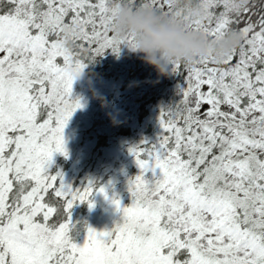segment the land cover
Here are the masks:
<instances>
[{
	"label": "snow or ice",
	"instance_id": "6c2138e0",
	"mask_svg": "<svg viewBox=\"0 0 264 264\" xmlns=\"http://www.w3.org/2000/svg\"><path fill=\"white\" fill-rule=\"evenodd\" d=\"M195 3L202 15L188 30L213 42L236 33L239 46L219 61L171 65L184 86L160 110L157 143L129 150L139 169L130 206L113 198L121 222L87 227L78 245L73 207L108 196L49 172L56 154L67 157L64 130L82 108L73 84L97 57L131 45L113 30L121 7L165 17L183 9L169 0H0V264H264V0L258 10L255 0Z\"/></svg>",
	"mask_w": 264,
	"mask_h": 264
},
{
	"label": "trees",
	"instance_id": "16d2710c",
	"mask_svg": "<svg viewBox=\"0 0 264 264\" xmlns=\"http://www.w3.org/2000/svg\"><path fill=\"white\" fill-rule=\"evenodd\" d=\"M255 2L258 10L261 0ZM222 10L215 9L216 12ZM127 50L122 46L118 56L107 51L90 62L77 79L87 87L91 84V89L100 84H111L115 90L99 95L88 93L80 102L82 108L73 114L71 120L79 119L81 114L82 119L73 129L64 130L67 157L56 154L49 167L50 174H63L65 183L73 189L82 188L91 181L97 188L106 190L108 199L103 196L99 200L100 194L91 198L93 208L87 204L73 207L69 235L78 245L84 243L87 227L98 232L107 231L121 222L119 215L103 211L107 205L104 206L102 201L111 204V209L115 208L111 202L113 198L130 206L131 196L124 186L139 174V169L129 150L142 141L157 143L161 133L160 110L177 103L178 93L184 86L183 78L172 75L170 70L168 76H158L138 57L131 61V53ZM80 55L86 58L88 52L82 51ZM58 60L62 62L61 58ZM204 90H207L206 86ZM205 106H202V112L208 109ZM100 217L102 221H98Z\"/></svg>",
	"mask_w": 264,
	"mask_h": 264
},
{
	"label": "clouds",
	"instance_id": "9594fccd",
	"mask_svg": "<svg viewBox=\"0 0 264 264\" xmlns=\"http://www.w3.org/2000/svg\"><path fill=\"white\" fill-rule=\"evenodd\" d=\"M169 3L182 8L183 14L165 17L150 9L121 7L113 22L116 36L131 40V45L126 46L129 52L153 68L158 76H168L171 65L177 62L191 65L201 58L219 61L239 46L241 36L236 33L213 42L188 30L189 21L202 15L195 0H169Z\"/></svg>",
	"mask_w": 264,
	"mask_h": 264
},
{
	"label": "rangeland",
	"instance_id": "374dc122",
	"mask_svg": "<svg viewBox=\"0 0 264 264\" xmlns=\"http://www.w3.org/2000/svg\"><path fill=\"white\" fill-rule=\"evenodd\" d=\"M129 52V50H127ZM130 60H134V58H136L137 56L131 54L130 56ZM89 87H87V85H85V83H81V81L76 80L73 84L72 87V99L73 100H79L80 102H83V100L85 99V97L87 96L88 93H90L91 95H97L98 93L102 92L103 94L107 93L110 89L115 90V87L111 84L109 85H104V84H100L97 88L91 89V84H88ZM110 87V88H109ZM117 89V88H116ZM118 90V89H117ZM99 95V94H98ZM206 108H209L208 105L205 106ZM223 110L227 111L228 109L226 107L223 108ZM80 119H82V114L79 115V119H74V120H70L67 127H66V131H69L71 129H73L75 126H77L79 124ZM55 157V156H54ZM53 157V158H54ZM147 178L148 179H152V174L148 173L147 174ZM132 179V178H130ZM129 179V180H130ZM127 190H128V185L125 184L124 186ZM129 193V192H128ZM103 197V195H99V200H101ZM102 204L105 206L103 209L104 212H108V213H114L115 215H119V217L121 218V214L119 212H117L116 208L111 209V204H106V202L102 201ZM122 206H127L126 204H122ZM103 218L100 217L98 221H102Z\"/></svg>",
	"mask_w": 264,
	"mask_h": 264
}]
</instances>
